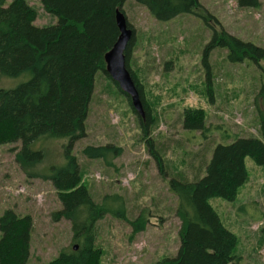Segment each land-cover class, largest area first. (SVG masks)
<instances>
[{"label": "rangeland", "instance_id": "obj_1", "mask_svg": "<svg viewBox=\"0 0 264 264\" xmlns=\"http://www.w3.org/2000/svg\"><path fill=\"white\" fill-rule=\"evenodd\" d=\"M24 1L36 13L35 27L57 24L40 0ZM198 2L195 15H179L166 22L156 21L134 0L123 5L134 30L129 69L140 84L152 120L147 137L127 97L101 72L95 76L85 137L74 144L72 155L81 185L95 204L110 210L97 223L95 247L101 252L100 264H158L174 257L180 220L170 180L192 182L202 177L218 144L259 138L256 105L264 62L231 63L227 49L205 50L214 34L222 32L264 49V0H258L255 8H240L237 0ZM30 78V73L0 76V90H13ZM186 110L203 112V132L183 128ZM67 144V139L38 141L33 150L41 151L44 160L27 173L15 161L20 144L0 146V216L12 210L31 217L27 264H47L74 245L70 222L52 217L62 209L60 193L46 179L53 168L65 165ZM89 146H112L117 151L106 160L89 159L83 154ZM244 166L247 182L235 199L212 198L209 204L235 236L233 264H264V167L248 157ZM120 211L123 218L114 215ZM139 216L145 228L135 233L130 223Z\"/></svg>", "mask_w": 264, "mask_h": 264}, {"label": "trees", "instance_id": "obj_2", "mask_svg": "<svg viewBox=\"0 0 264 264\" xmlns=\"http://www.w3.org/2000/svg\"><path fill=\"white\" fill-rule=\"evenodd\" d=\"M126 1L40 0L43 10L58 22L38 28L33 25L36 13L24 0H13L9 4L0 0V76L31 74L30 80L17 88L0 90V146L19 143L15 161L27 173L44 160L41 151L33 150L34 144L44 139L68 140L64 150L65 165L53 168L46 179L60 193L62 209L52 217L54 221L70 222L74 245L47 264H100L101 252L95 247L97 223L110 210L95 204L81 185L72 148L85 137L96 74L101 72L110 80L105 72L104 57L119 37L115 14L117 11L124 14L122 8ZM134 1L158 22L170 21L179 15H195V9L200 7L198 0ZM237 4L240 8H255L258 0H237ZM127 25L133 36L125 51L126 68L143 105L145 124L143 118L138 117L142 134L147 137L152 120L140 84L129 69L134 30L128 22ZM217 47L228 50L231 63L245 59L254 64L264 62V49L224 32L219 36L214 34L205 53ZM113 85L118 89L115 83ZM257 98L259 138H237L227 145L218 144L211 152L202 177L192 182L179 178L170 180L169 190L177 199L176 215L180 220L179 247L174 257L158 264L234 263L235 236L225 228L209 201L235 199L237 191L247 182L245 158L264 167V81ZM183 128L203 132V112L186 110ZM116 151L112 146H89L83 154L89 159L106 160L107 155ZM156 159L162 171L161 161ZM115 199L120 201V198ZM114 215L124 217L122 211ZM130 224L135 233L145 228L142 216ZM32 229L30 216L22 217L12 210L0 216V264L28 263Z\"/></svg>", "mask_w": 264, "mask_h": 264}, {"label": "water", "instance_id": "obj_3", "mask_svg": "<svg viewBox=\"0 0 264 264\" xmlns=\"http://www.w3.org/2000/svg\"><path fill=\"white\" fill-rule=\"evenodd\" d=\"M115 22L119 30V37L104 57L105 72L119 90L129 98L135 113L143 118V105L125 62V51L133 36V31L128 27L127 19L120 11L115 14ZM73 249L77 250V246H74Z\"/></svg>", "mask_w": 264, "mask_h": 264}, {"label": "bare ground", "instance_id": "obj_4", "mask_svg": "<svg viewBox=\"0 0 264 264\" xmlns=\"http://www.w3.org/2000/svg\"><path fill=\"white\" fill-rule=\"evenodd\" d=\"M111 80V79H110ZM112 81V80H111ZM113 82V81H112ZM114 83V82H113ZM119 89V88H118ZM78 189V188H77Z\"/></svg>", "mask_w": 264, "mask_h": 264}]
</instances>
